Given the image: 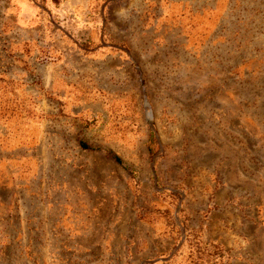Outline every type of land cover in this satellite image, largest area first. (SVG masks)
Listing matches in <instances>:
<instances>
[{
	"label": "rangeland",
	"instance_id": "1",
	"mask_svg": "<svg viewBox=\"0 0 264 264\" xmlns=\"http://www.w3.org/2000/svg\"><path fill=\"white\" fill-rule=\"evenodd\" d=\"M154 1L179 28L153 44L164 30L143 40L132 18L125 60L105 49L92 58L95 43L67 41L60 57L49 52L58 44L18 42L15 6L0 0V213L9 234L0 264H193L185 244L176 252L173 214L180 197L182 210L203 209V187L194 198L187 189L197 166L239 147L222 135L225 114L242 117L255 134L246 145L259 151L215 177L253 167L264 184V0ZM203 122L212 132L198 131ZM232 220L221 233L208 220L210 238L229 251L248 244L243 255L262 264L263 240L238 237ZM234 254L230 264H249Z\"/></svg>",
	"mask_w": 264,
	"mask_h": 264
},
{
	"label": "crops",
	"instance_id": "2",
	"mask_svg": "<svg viewBox=\"0 0 264 264\" xmlns=\"http://www.w3.org/2000/svg\"><path fill=\"white\" fill-rule=\"evenodd\" d=\"M119 1H123V4L121 3L120 5ZM131 2L132 0H12L15 6V19L12 20V23L16 30L18 42L33 41L37 37L45 44H58L53 46V50L49 49V52L51 53L54 51L58 53L60 57L66 53V45H64V43L72 41L79 44L81 47L85 43H95L96 45L91 49V51L94 52L91 53L92 58H99V54L104 55V53L100 51H104L105 49V53H107L108 56L115 57L117 54H121L122 56L119 58L127 60L128 57L131 58V50L126 49L125 46L132 42L133 35H135L131 32L132 18L137 17L139 20L140 31L137 32L136 35L140 33V37L142 36L143 40L150 34L154 36V34L157 33V31L153 33L155 29L164 30L162 37H151V42H153V44L157 42V44L163 43L165 40L164 36H171V34L175 33V28H179V26H175L174 28L173 26L177 25V23L169 21V19L165 21L162 20L165 10L161 8L158 11L157 8L160 4L156 3L154 0H138V4H131ZM116 17L120 18L117 19ZM116 27H121L122 29L118 30L117 28L114 30ZM178 32L179 30L176 31V35H179ZM115 43L121 44L120 46L113 45ZM128 47L130 48L129 45ZM50 53L49 56L51 57ZM103 103L105 102L103 101ZM220 117H223L218 121L221 124L220 130L224 131V134H221L225 141L230 140L228 143L231 144V147L234 146L233 141L238 142L240 145L239 147H234L232 151L234 154L233 156H224L223 161L227 162L226 164H223V161L219 164V160H214L218 161L219 164V166L215 167L214 161L212 160L213 162L210 163L208 160L209 164L205 166L207 162L205 160L203 161V165L200 164L197 166V172L200 171L201 175L199 173L196 175L192 174L194 178L196 177V181L191 178L193 184L191 183L187 187L188 193H191L194 198L197 195V191H195L197 187L199 185L203 187L201 194L199 192V199L202 201L203 209L182 210L181 207L184 208L185 200L183 201L182 197L179 198L177 210H175L173 214L176 220V231L179 234V243L176 252L180 250L178 252L180 253L182 251L188 239L198 236L203 243L217 244L222 248L223 253L224 251H226V253L231 252V255L235 256L234 253L237 254L240 252L242 255L239 258L246 263L249 262V264H252L250 262L251 256L245 257L243 255V253L246 252L245 247H247L248 244L229 251L220 239L210 238L206 225L208 220H210V224L212 223L214 224L213 226L216 227L215 231L221 233L226 229L225 225H228L227 220L233 218L232 221L234 225L232 227L235 228L233 232L238 237H244L249 243L262 239L263 241L257 244L259 250L264 253V235L262 233L264 231V184H258L256 170L250 167L240 174L241 178H237L236 176H224V178L223 176L221 178L215 177L216 171H219V168L222 170L223 165L239 170V163L241 164V161H235L237 158L236 156L241 154L251 156L259 151L258 146L256 148L255 145L254 147L246 145L247 140L253 137L252 133L253 135L255 134L247 125L245 126L246 129L244 126H241V124H243L241 116H227V114H225ZM197 119H199V117ZM197 119H194L196 120L195 122H198ZM122 121L125 122V120ZM205 122L209 124L216 123L214 117L207 118ZM238 122L240 123L234 125ZM244 123L246 124L247 122L244 121ZM198 131H204V133L212 132V126L205 125L203 122L202 125L198 126ZM248 133H250V135ZM204 147L205 146L202 148L203 150ZM214 147L219 150L220 146L214 143ZM208 173V177H211L212 180L209 178V180L206 181ZM203 178L205 181L202 184L201 179ZM198 191H200V187ZM235 204L238 210L237 213L232 215L228 210L234 208ZM179 208H181V210ZM194 218L200 220L196 223H192ZM6 226L7 224H5L0 213V256L1 253L3 255V251L6 247L3 246L2 239L3 237L5 239L9 238ZM16 233L20 234L21 230H17ZM231 255L230 259H227L225 254L222 256L223 264H227V260L229 264L233 261ZM262 264H264V262Z\"/></svg>",
	"mask_w": 264,
	"mask_h": 264
},
{
	"label": "trees",
	"instance_id": "3",
	"mask_svg": "<svg viewBox=\"0 0 264 264\" xmlns=\"http://www.w3.org/2000/svg\"><path fill=\"white\" fill-rule=\"evenodd\" d=\"M186 259L193 264H223V250L215 243L206 244L194 236L185 243Z\"/></svg>",
	"mask_w": 264,
	"mask_h": 264
}]
</instances>
